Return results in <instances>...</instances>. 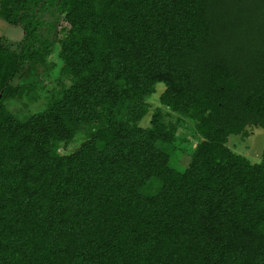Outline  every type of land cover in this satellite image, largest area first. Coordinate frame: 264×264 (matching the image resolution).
<instances>
[{
  "label": "trees",
  "instance_id": "1",
  "mask_svg": "<svg viewBox=\"0 0 264 264\" xmlns=\"http://www.w3.org/2000/svg\"><path fill=\"white\" fill-rule=\"evenodd\" d=\"M0 18L23 31L0 42V264H264V147L227 145L264 128V0H0ZM42 87V109L7 105Z\"/></svg>",
  "mask_w": 264,
  "mask_h": 264
},
{
  "label": "rangeland",
  "instance_id": "2",
  "mask_svg": "<svg viewBox=\"0 0 264 264\" xmlns=\"http://www.w3.org/2000/svg\"><path fill=\"white\" fill-rule=\"evenodd\" d=\"M65 26V24H64ZM23 38V31L22 28L17 25H12L4 21L2 18H0V42L3 40H8L12 42L21 41ZM58 47L54 49V51L46 57L47 62H52L53 65L48 68L49 77L51 79L50 86L58 87L57 86V77L59 76L60 68L62 65V61L58 56ZM68 83V82H66ZM157 86V92L150 95L148 97V101L152 104V107H155L159 105L158 103V92L160 93L161 89L163 88L162 84L159 83ZM39 100L26 105V98L25 99H16L11 98L7 105L10 109L13 111H23V112H33L38 111L43 108V102L46 97V90L45 87H42L39 89ZM148 123V117H145V120L142 121V124ZM246 135L241 134H230L228 136L227 145L235 152L240 153L244 156H246L251 161H258L260 159V155L262 152V149L264 147V128L259 126H253V125H246ZM180 133L181 140H183V145L188 149L190 147H193L197 141L196 136L193 134V132L189 129L184 128L181 130ZM79 144V140L76 138L74 139L70 144L67 145V147L61 148V151L64 153H69L75 148H77ZM185 154H183L182 158L185 159ZM187 159V157H186Z\"/></svg>",
  "mask_w": 264,
  "mask_h": 264
}]
</instances>
